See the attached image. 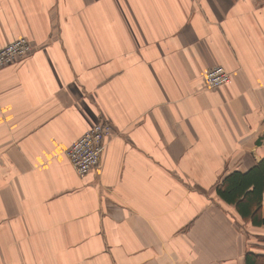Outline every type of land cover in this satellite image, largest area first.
<instances>
[{"label": "crops", "instance_id": "crops-1", "mask_svg": "<svg viewBox=\"0 0 264 264\" xmlns=\"http://www.w3.org/2000/svg\"><path fill=\"white\" fill-rule=\"evenodd\" d=\"M0 264H245L216 187L264 158V0H0ZM216 65L229 82L204 87ZM112 125L99 167L68 146ZM261 214L264 217V194Z\"/></svg>", "mask_w": 264, "mask_h": 264}, {"label": "built area", "instance_id": "built-area-1", "mask_svg": "<svg viewBox=\"0 0 264 264\" xmlns=\"http://www.w3.org/2000/svg\"><path fill=\"white\" fill-rule=\"evenodd\" d=\"M33 49L31 41L25 37L16 38L0 48V67L15 64ZM231 72L221 65L209 68L204 74V87L215 88L229 82ZM112 125L99 120L88 127L66 149L65 155L75 171L84 176L97 169L101 163L107 138L113 134Z\"/></svg>", "mask_w": 264, "mask_h": 264}, {"label": "trees", "instance_id": "trees-1", "mask_svg": "<svg viewBox=\"0 0 264 264\" xmlns=\"http://www.w3.org/2000/svg\"><path fill=\"white\" fill-rule=\"evenodd\" d=\"M217 195L233 204L237 213L253 225L264 223L261 214L264 194V158L246 172L233 171L216 187ZM245 264H264V254L247 252Z\"/></svg>", "mask_w": 264, "mask_h": 264}]
</instances>
